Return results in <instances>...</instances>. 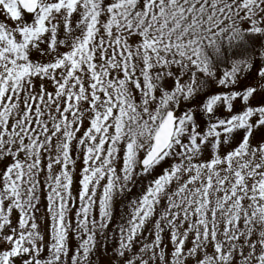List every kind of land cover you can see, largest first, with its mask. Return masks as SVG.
Instances as JSON below:
<instances>
[{
  "label": "snow or ice",
  "instance_id": "6c2138e0",
  "mask_svg": "<svg viewBox=\"0 0 264 264\" xmlns=\"http://www.w3.org/2000/svg\"><path fill=\"white\" fill-rule=\"evenodd\" d=\"M0 16V264H264V0Z\"/></svg>",
  "mask_w": 264,
  "mask_h": 264
},
{
  "label": "rangeland",
  "instance_id": "374dc122",
  "mask_svg": "<svg viewBox=\"0 0 264 264\" xmlns=\"http://www.w3.org/2000/svg\"><path fill=\"white\" fill-rule=\"evenodd\" d=\"M0 19H3V16H0ZM46 191V189H45ZM137 194V190H134L132 193V196H135ZM46 201L44 200L43 196L41 197V203L39 205V211L37 212V220L41 225L43 226L44 224L47 223V214H46ZM128 212V209L125 207L123 208V213L126 214ZM121 210L118 208L116 215L114 216L113 223L109 227L110 233L116 229L117 225L121 223ZM73 246H75V242L73 243ZM99 248V246H98ZM112 251V246H109V253ZM106 254L103 253L102 249H99L97 256L93 257L94 260L99 262L101 258H104Z\"/></svg>",
  "mask_w": 264,
  "mask_h": 264
}]
</instances>
